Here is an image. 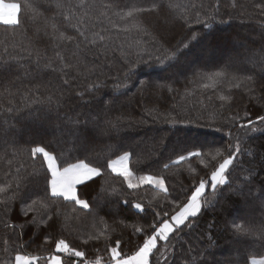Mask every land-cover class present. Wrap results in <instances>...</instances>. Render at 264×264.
Returning <instances> with one entry per match:
<instances>
[{
    "label": "trees",
    "instance_id": "obj_1",
    "mask_svg": "<svg viewBox=\"0 0 264 264\" xmlns=\"http://www.w3.org/2000/svg\"><path fill=\"white\" fill-rule=\"evenodd\" d=\"M5 2L19 3L22 7L19 26L0 24V65H3L0 71V183L15 184L21 180V194L27 191L34 179L29 175L34 168L30 148L51 143L59 153L61 147L68 146L69 117L83 120L85 114L99 112L101 123L110 129V136L102 137V142L122 144L123 148L110 153L97 148L89 157L104 164L128 150L133 153L130 170L136 175L164 177L168 194L165 196L149 185L133 191L127 188L122 177L106 171L103 179L89 182L90 187L78 186V194L89 201L90 210L80 209L62 198L52 205L54 209L59 207L61 216L56 230L51 233L44 226L24 224V220L34 214L30 213L27 218L21 216L18 200L11 213L16 227L6 228L4 222L8 217L0 206V264H15L18 253L46 257L53 253L54 242L60 238L84 250L86 258L99 256L104 261L108 258L107 247L122 238L123 253L131 255L143 238L134 232V226L147 225L154 220V212L161 210L150 207L149 201L171 212L174 199L185 201V195L191 194L194 184L210 177V169H205L195 157L163 169V164L182 154V147L175 152L173 148L228 149L237 141L241 152L230 169L229 185L222 186L215 196L209 189L205 194L209 203L193 221V226L173 234L174 248L170 246L167 264H250L254 259L264 258V206L261 204L264 199V124L256 121L258 115H264V91L259 87L264 83V73L250 64H239V70L233 74L239 78L254 76L252 84L241 79L239 88L230 87L226 81L207 89L203 84L208 81L196 75L220 71L230 55L242 60L246 51L264 48V12L256 7L264 5V0H117L119 7L113 0H85L86 5L95 3L96 7H85L77 15L83 21L89 40H97L95 45L80 37L74 28L64 26L58 19L53 21L51 12L42 17L29 14L23 5L32 0ZM153 2L162 4V9L140 13L136 20H120L114 15L115 11H127L124 5L147 8ZM100 4L113 7L105 10ZM169 4L187 6L182 13L188 18L187 24L183 19H175L181 13L169 10ZM104 11L107 16L101 15ZM197 12L199 19L210 27L197 23ZM52 23H57L56 30L51 27ZM133 23H139L148 34L132 28ZM125 27L131 30L125 32L122 30ZM96 33L105 40L99 41ZM61 34L73 36L75 40H61ZM193 35L197 37L195 41L191 40ZM137 40L141 41L139 45L135 44ZM182 42L189 43L190 48L183 49ZM177 46L183 53L181 63L190 65L191 70L170 78L171 70L165 71L155 57L163 58L167 49ZM57 52L64 57L63 63ZM138 52L144 59H148L150 53L152 62L139 64L135 76L125 81L123 73L127 62L136 61ZM64 64L68 67L62 72ZM65 78L69 80L67 85L63 83ZM118 83L119 89L116 88ZM95 84L100 87L93 91L90 86ZM161 84L171 85L173 90L169 92L159 87ZM251 87H255L256 98H251ZM78 92L83 95L78 96ZM222 94L230 95L231 100L221 101ZM9 108L13 110L7 111ZM149 110H152L151 115ZM245 112L249 113L247 117ZM177 113L204 118L191 122L185 119L175 125L162 118L165 114ZM158 115L161 118H157ZM233 115H238L240 120L231 121L229 118ZM248 119L256 121L253 125L256 131L239 126ZM18 167L21 168L19 174L16 173ZM43 187L41 178L40 188ZM125 199L130 203L124 204ZM133 201L142 202L144 211L131 207ZM42 212L40 209L35 214L37 219ZM234 223L254 231L237 233ZM105 225L109 240L82 243L89 235L104 230ZM45 235H51L53 242L44 243ZM39 264L46 262L41 260ZM152 264H157L155 256ZM160 264H164L163 258Z\"/></svg>",
    "mask_w": 264,
    "mask_h": 264
},
{
    "label": "snow or ice",
    "instance_id": "obj_2",
    "mask_svg": "<svg viewBox=\"0 0 264 264\" xmlns=\"http://www.w3.org/2000/svg\"><path fill=\"white\" fill-rule=\"evenodd\" d=\"M113 4L119 7L117 0H113ZM236 5L233 4V7ZM21 4L19 3H8L5 0H0V24L17 27L20 24L19 14L21 12ZM27 9L28 13L32 16H44L45 13H53L52 20L57 19L61 24L66 27L74 28L78 35L85 40H89L85 31L83 30V21L77 15L81 9L88 7L89 9L95 8L96 4H85V0H78L74 3L73 0H32L31 3H25L23 5ZM100 8L105 10L111 9L112 4H100ZM127 11H115L114 15L119 17L120 20H136L138 14L144 12H153L162 9V4L158 2H153L150 7H138L135 4L124 5ZM169 10H176L181 13L177 15L175 19H183L184 22L188 23V18L182 13L186 10L187 6L183 4H169ZM195 7V5H193ZM218 7V4H217ZM264 12V5H256ZM102 16H107V11L101 12ZM199 12L196 13L197 23H203L205 27H210L206 21H201L199 19ZM51 27L53 30L57 29V23H52ZM116 27V25H113ZM132 28H136L140 31L148 34L147 31L139 25V23H133ZM127 32L131 29L125 27L122 29ZM99 37V41H104L105 37L96 33ZM61 40H66L72 42L75 40L73 36L65 37L63 34L60 36ZM197 37L193 35L191 37L192 41H195ZM89 43L95 45L97 40L95 38L89 40ZM141 43L140 40L135 42L136 45ZM131 47V45H130ZM163 47V44H161ZM183 49H189V43L182 42ZM183 55L180 46L175 49H167L166 54L163 58L160 56L155 57L159 64L164 67L165 71L171 70V77H175L180 72H186L191 70L190 65L181 63L180 57ZM57 56L63 63L64 57L57 52ZM137 60L127 62V68L124 71V80L130 81L136 74V70L139 64H150L152 62V56L149 53L148 59H144V56L137 53ZM239 64H250L253 68H259V71L264 73V48L261 50H248L243 56L242 60L235 59L232 55L228 57L227 62L220 71H215L211 74L208 73H196L201 79H206L208 83L203 84L205 89L215 88L218 84L228 82L230 87H240V80L247 81L249 84L254 82V76L248 75L242 78L237 77L233 73L238 71ZM68 67L64 64L60 71L64 72ZM3 70V65H0V71ZM55 71V69H53ZM65 75L66 72H65ZM2 79V77H0ZM232 81H237L232 83ZM64 84H69V80L65 78L63 80ZM141 85L144 84L143 81H139ZM126 87L127 84L125 83ZM91 90H98L100 85L95 84L90 86ZM121 85L118 83L116 88L119 89ZM161 88H167L169 92L173 89L171 85L161 84ZM261 91H264V83L259 85ZM253 93L251 98H256L255 87L249 89ZM78 96H82V93H77ZM264 98V97H262ZM219 99L221 101H230V95H220ZM13 109L9 108L7 111L11 112ZM152 114V110H149V115ZM79 113L77 117H79ZM249 115L245 112V117ZM179 117V118H178ZM157 118H161L158 117ZM166 122L170 124L183 123L185 119L190 122L193 120H201L204 117L198 115L196 117L189 116L185 113L181 116L179 113L176 115L165 114L162 117ZM214 119V117H211ZM233 122H238L240 117L238 115H233L229 118ZM256 121L264 124V115H258ZM256 121L248 119L244 123H240L241 128H248L252 131H256L253 126ZM69 122L71 127H69L66 135L67 147H61L59 153H57L56 148H53L51 143L46 146H40L37 144L30 148L29 156L32 165L34 166L33 171L29 174L34 177L31 187L27 191L21 194L22 181L17 180L15 184L12 182L0 183V206H3L2 211L8 220L4 222V226L9 229H14L16 227L15 222L11 220V213L14 210V205L18 200L20 203V215L27 218L29 214L32 213L30 219H25L24 224L35 225L37 228L44 226L51 233L57 228L59 217L61 212L59 207L55 209L52 205L55 204L57 200H62L64 202L72 203L78 206L80 209H91V205L87 199L81 198L78 194V186L90 187V183H95L96 178L103 179L105 172L109 171L114 173L118 177H122L123 181L126 183L127 188L133 191L141 189L145 185L153 186L156 189L161 190L165 196L168 194V188L165 184V179L159 175L153 174H141L136 175L129 167V161L133 153L128 150H124L122 155H118L116 159H108L106 163L101 164L99 160L93 161L89 157V153L96 151L99 148L100 152H112L113 149L120 151L123 148L122 144L113 145L111 143H103L102 137L110 136V129L105 127L100 119L99 112L93 114H85V119L81 120L79 118L72 119L69 117ZM231 135V133H229ZM182 147V154L176 156L174 160H170L169 163L163 164V169L167 170L174 165H179L184 161H191L193 157L197 158L200 164L203 165L205 169H210V177L206 181L201 178L197 184L193 185V190L190 195H185V201L180 202L177 197L172 201L174 207L171 212L163 210L161 205H153L152 201H149L150 207H159L160 211L154 212V220L145 226H134V232L138 236H142V240L137 244L136 250L131 254H124L121 248L122 238H117L112 245L107 247L108 258L104 261L101 257L97 256L95 259L86 258V253L77 247L72 246L65 239L60 238L54 242L53 253L41 257L39 255L25 256L21 254H16L15 264H39L41 260H44L46 264H152V258L155 256L157 264H160V259L163 258L164 264H167L168 256L167 253L170 251V246L172 245V238L174 233H178L183 230V228H191L193 226V221L202 213L206 204L209 203L205 199L206 192L210 189L213 196H215L218 190L225 185H229V175L230 169L234 166V161L237 160L241 148L240 143L237 141L235 145H229L228 149L222 148H210L208 151L203 150V146L200 148H194L189 150L187 146H176L173 151H177ZM51 149V150H49ZM75 153L76 155H73ZM70 157V158H66ZM38 162V167H36ZM139 162V161H138ZM21 168L16 169V173L19 174ZM195 172V169H193ZM41 178L44 182V187L40 188ZM9 193H11L9 195ZM35 197V198H34ZM156 199V197H153ZM124 204H129L130 201L125 199ZM262 206H264V199L261 201ZM131 207L138 210V212L144 211V205L142 202L133 201L131 202ZM40 209H43L42 214L39 215L37 219V214ZM73 211H76V207H73ZM237 233L251 234L254 230L251 228H245L244 225L239 223H234L233 225ZM21 225V235H22ZM107 231V225H105L104 230L98 231L95 235H89L86 239L82 241L84 245H87L90 241H99L104 239L109 240L110 237L105 233ZM264 231V230H262ZM44 243H52L51 235L44 236ZM7 244V240L5 241ZM161 248L163 251H161ZM251 264H264V259L252 260Z\"/></svg>",
    "mask_w": 264,
    "mask_h": 264
},
{
    "label": "rangeland",
    "instance_id": "obj_3",
    "mask_svg": "<svg viewBox=\"0 0 264 264\" xmlns=\"http://www.w3.org/2000/svg\"><path fill=\"white\" fill-rule=\"evenodd\" d=\"M262 259H264V258H262ZM255 260H261V259H255Z\"/></svg>",
    "mask_w": 264,
    "mask_h": 264
},
{
    "label": "crops",
    "instance_id": "obj_4",
    "mask_svg": "<svg viewBox=\"0 0 264 264\" xmlns=\"http://www.w3.org/2000/svg\"><path fill=\"white\" fill-rule=\"evenodd\" d=\"M155 188V187H154ZM159 190V189H158ZM252 262V261H251ZM251 264V263H250Z\"/></svg>",
    "mask_w": 264,
    "mask_h": 264
}]
</instances>
